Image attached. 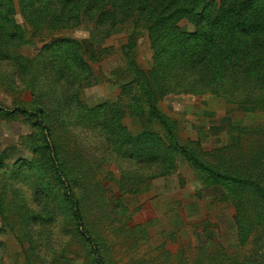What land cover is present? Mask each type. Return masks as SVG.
Segmentation results:
<instances>
[{
    "label": "rangeland",
    "instance_id": "374dc122",
    "mask_svg": "<svg viewBox=\"0 0 264 264\" xmlns=\"http://www.w3.org/2000/svg\"><path fill=\"white\" fill-rule=\"evenodd\" d=\"M17 1L12 0L15 9L10 17L30 33ZM5 16L0 5V108L35 112L42 107L52 136L35 133L31 122L20 115L0 118V264H94L88 247L74 233L61 183H69L79 199L106 264H264V110L243 112L236 107L245 94L243 82L249 81L234 84L231 103L178 94L158 104L175 129L178 147L199 142L190 147L210 162L225 145L230 126L250 127L244 143L257 135L246 150L256 167L261 162L260 190H234L217 183L219 187L202 193L195 173L179 157L174 164L180 178L157 177V168L165 161L135 163V157L128 158L133 150L123 142L124 134L103 125L108 114L98 107L117 102L131 78L132 59L150 69L146 32L130 52V27L107 36L84 21L76 29L54 33L56 38L75 40V45L52 52L44 48L50 38L23 44L10 38ZM178 25L188 33L194 31L187 20ZM93 57L96 61H91ZM73 58L84 59L91 71L82 74L68 67ZM52 67L55 77L64 75L60 85L51 83ZM255 88L262 89L261 84ZM157 124L134 126L128 117L122 121L123 127L139 131L143 126L158 131ZM44 142L55 145L58 164L50 160ZM233 191L237 197L248 194L254 199L240 207L241 215L226 202Z\"/></svg>",
    "mask_w": 264,
    "mask_h": 264
},
{
    "label": "trees",
    "instance_id": "16d2710c",
    "mask_svg": "<svg viewBox=\"0 0 264 264\" xmlns=\"http://www.w3.org/2000/svg\"><path fill=\"white\" fill-rule=\"evenodd\" d=\"M0 5L6 10L5 24L8 25L10 38L17 40L19 44L37 37L40 40L50 38V44L44 48L52 52L75 45V40L56 38L54 33L76 29L84 21L95 31L107 36L121 27H130L131 34L127 44L130 52L134 50L136 40L143 31L146 32L151 51L150 69L142 68L132 59L129 66L131 78L124 84L117 102L111 106L102 104L98 107L99 110L105 109L108 114L103 125L110 132L124 134L123 142L128 143L133 150L128 158L133 160L135 157V163L153 165L158 161V164L165 161L163 167L157 168V177L180 178L179 169L174 164L179 157L195 173L196 180L202 186V193L219 187L217 183L231 185L234 190L244 187L260 190L261 162L256 167V162L253 164L252 159L247 158L250 156H247L249 151L246 150L251 144H255L257 135L244 143L246 138H250V127L227 128L225 145L216 150L218 154L215 153L214 162H210L200 150L196 152L190 147L198 146L199 142L190 143L184 148L178 147L175 129L161 114L158 104L168 95L178 94L209 96L216 101L231 103L229 101L234 84L244 79L249 82H243L246 85L245 88L242 87L245 94L241 101L236 102L238 111H263L264 0H219L218 7L216 0H18V8L25 14L23 17L32 29L30 33L10 17L15 9L12 0H0ZM182 20H187L194 26L192 33L179 27L178 23ZM83 47L88 49L86 43ZM226 50L229 54L225 55ZM91 61H96V58L93 57ZM218 61H223L221 67L217 65ZM230 63L231 66H228ZM67 66L82 74L91 71L89 64L81 58H73V64ZM51 70V83L60 85L64 75L55 77V68L52 67ZM65 83L69 81L65 80ZM259 84L262 89L255 88ZM179 86V90H176ZM235 88L238 89L236 86ZM225 91H229V96H224ZM15 115L28 119L35 133L52 136L42 107L35 112H29L25 108L9 112L0 108V118L3 120ZM126 117L132 120L134 126L138 123L140 126L142 123L153 126V121H157L159 130L154 131L144 126L140 131L127 129L122 126ZM258 131L261 132L262 129L259 128ZM105 138L107 144L112 145L110 138ZM118 140H121V136ZM45 149L51 153L50 160L58 164L53 142L45 143ZM61 186L69 205L74 233L88 247V255L94 264H106L100 244L85 222L75 192L69 183H61ZM134 186L135 184L129 187V192H132L131 188ZM230 195L226 202L235 207L237 213L243 210L240 208L242 205H249L254 201L248 194L237 197L233 191ZM224 200L220 198L221 202ZM241 214L242 212L239 215ZM237 217L236 214L234 218ZM175 227H179L177 222Z\"/></svg>",
    "mask_w": 264,
    "mask_h": 264
}]
</instances>
